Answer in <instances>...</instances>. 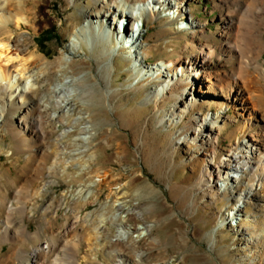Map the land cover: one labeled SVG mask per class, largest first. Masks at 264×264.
<instances>
[{
	"label": "rangeland",
	"instance_id": "374dc122",
	"mask_svg": "<svg viewBox=\"0 0 264 264\" xmlns=\"http://www.w3.org/2000/svg\"><path fill=\"white\" fill-rule=\"evenodd\" d=\"M102 2L12 0L0 7V20H10L1 24L0 40L4 38L10 50L0 58V66L20 84L15 92L13 82H6L0 106L10 111L14 101H21L32 110L25 120H40L44 132L38 139L24 129L0 125V264H33L37 259L33 249L42 252L40 264H114L116 228L105 221L115 197H122L125 208L120 215L131 229L130 236L142 225L152 229L136 244L137 252L143 253L140 261L132 252L122 257L138 260L134 264H264V165L241 170L238 190L253 185L251 196L237 200L232 188L204 196L198 184L207 158L194 153L191 135L178 145L174 142L180 129L199 113L208 117L205 125L217 117L224 126L215 163L241 146L252 145L247 136L255 134L264 120V26L253 33L250 54L255 57L248 67L239 56L231 64L225 55L213 58L221 73L233 70L245 82L240 95L195 90L185 99L186 110L162 121L173 99L147 103L145 98L157 83L144 79L141 72L155 70L161 62L190 61L201 43L222 42L219 0H186L178 11L166 6L171 0L158 4L160 9L154 3L155 17L152 10H143L142 31L138 39L130 40L148 52L141 68L134 66V56L124 49L126 41L116 40L117 34L109 43L85 42L101 29L100 21L86 16L94 17ZM136 2L128 0L125 11L138 13ZM116 9L103 17L104 30L115 32L119 26L116 17L112 21L113 14L121 15ZM101 12L105 16L106 8ZM188 23L194 25L192 31L185 28ZM74 30L80 31L84 42L67 54ZM201 30L204 36L198 33ZM239 30L229 37L239 35ZM39 36L51 38L38 46ZM104 49L115 52L103 55ZM181 71L176 69V80H187L188 73ZM65 78L73 80L75 96L70 105L40 111L41 106L56 103L54 87ZM223 103L227 108L220 107ZM19 116L20 111L8 114ZM235 175L229 174V183ZM80 189L91 192L86 201L76 195ZM105 205L109 207L101 223L99 214ZM49 221L53 225L45 228ZM42 239H57L54 250L47 252Z\"/></svg>",
	"mask_w": 264,
	"mask_h": 264
},
{
	"label": "bare ground",
	"instance_id": "6f19581e",
	"mask_svg": "<svg viewBox=\"0 0 264 264\" xmlns=\"http://www.w3.org/2000/svg\"><path fill=\"white\" fill-rule=\"evenodd\" d=\"M136 1V3L139 5V7H137L139 16H142L143 10L145 9L152 10L151 5H153L154 3H156L158 9H160V7H158V4L160 6H163L167 3V0ZM171 1L172 3L168 5L166 4V6H172L176 8L177 11L178 9H181L186 2V0ZM11 2L12 0H0V7L3 8L4 6H9ZM105 2L109 4H105ZM115 2L117 4L114 5L113 3ZM219 3L217 7H220L219 9L222 10L221 16L224 17V19H221L223 30L219 34V36L222 37V42H211L212 44L210 45H208L207 43H201L199 46V53L194 55L190 61L185 59L182 62H161V64L157 66V69L152 71L146 69V71L141 72L144 73V79L151 80L152 82L157 83L153 90L145 98V101L147 103L151 101L158 103V101L162 102L165 99H173V105L168 109V115L166 113L162 121H166L167 117H169L170 119H174V117H177L180 112L182 113L184 110H186L184 108L185 99L187 97L189 98L193 94V92H195V90L202 93H219L221 96H231L235 92L237 93V95H240V93H242L246 89L245 82L239 81L238 77L234 75L235 72H233V70L223 71V73H221L220 68H217L221 67L220 64L218 66H215L213 58L219 57L218 54H222L230 60V63L228 62L229 64H231L233 60L240 58L242 59V65H244L245 67H248L250 65V62L252 61L251 58L255 57V54H250L252 52L250 49V43L256 39L253 33L260 26H264V0H219ZM101 4L102 5L98 7L99 9L97 10V12L94 13V17H92V15L86 16L87 19L88 17L95 18L97 22H101V29L98 31L99 33L85 40V42L87 41L90 46H96L97 43H109L113 35H116L115 32H112L109 27L107 28V30H104L103 26V17L108 18L109 14L113 13L116 7L120 9L116 10L120 11L121 18H123L124 20H126L128 17H132L129 11H125L128 0H103ZM104 8H106V12H104L105 16H103L101 12ZM134 9L135 7L132 8V10ZM240 11H242V14L240 17H238V13ZM155 15V11L152 10L151 16L155 17ZM117 16H119V14H113V22H115V17ZM9 21L10 20H7L5 23H3V21L0 20V29L1 24H8ZM186 27L192 31L194 25L192 23H188L185 28ZM239 28L241 29L239 30V35H236L233 39H231L228 33H230V35L231 33H233V31L236 33ZM198 33L202 36L205 35V32L203 30L198 31ZM116 40L119 41L118 39ZM6 42L7 41L4 38L0 40V58L2 56H7V52L10 50L8 47L9 45ZM83 42L84 39L81 37L80 31L74 30V32L69 37L67 54H72L73 50L77 47H80ZM123 47L124 49H128V53L131 54L132 57L134 56L133 58L135 62H137L136 65L134 64V66L141 68V62L148 55V52L143 50V47L139 46L137 44V41H126L125 43H123ZM14 50H19L17 45L15 46ZM114 52L115 50L106 51L104 49L103 55H111ZM64 61L66 65L68 63L67 58H65ZM213 65L216 67L215 71H213ZM222 65L227 66L228 64L225 63ZM107 66L111 67L112 65L108 63ZM177 68H180L185 73H188L187 80H176L175 76H177ZM11 81L13 82L12 87L14 91L17 92V88H20L18 79L16 78V76H12L9 70L1 68L0 66V94L7 91L6 82L11 83ZM72 82L73 80L65 78L60 82V84H57L54 87L55 97L57 98L56 103L50 107L48 105L41 106L39 110L42 112H48V110L55 111L61 108L66 109L70 105V101L75 96V91L70 87V84ZM30 87L31 86H26V89L30 90ZM21 91V89H18L19 93H21ZM25 92L26 91L22 93ZM165 94H167V98L164 97ZM15 103L18 105L15 106ZM13 105L15 106V108ZM25 105L21 101H14L12 103L13 109H11L10 111H7L5 107L0 106L1 127L10 125L13 128H19L21 130L24 129L25 132L38 139L43 138L44 132L41 131L40 120L35 119V117L25 120L24 116L32 113V110L27 109ZM220 107L227 108V105L223 103ZM17 111H20L19 117H8V114L11 112L12 114L17 115ZM199 115V113L196 115V117L195 115H193V119L188 121V123L180 129L181 131H179L178 133L181 134H178L176 138H174V142L176 145H178L180 141H184V139L186 140L188 136L191 135L193 138L190 141V146H193V148L195 149L194 153L197 155L201 153L205 156V158H207V160L204 161V171L199 179L198 184L200 190L202 191V195L211 196L214 193L215 195H218V193H220L221 191H226L229 188H232L231 192H235V197H237V200H242L244 197L247 198L248 196H251V188L253 187V185H250V187L247 189L244 187L238 190L240 179L242 178V175L240 174L241 170H244L245 167H247V171H252L255 163L264 165V120H261L262 125L260 126L259 130L255 132V134L247 136L248 138H250L252 145H250L251 143L248 144V147H240L238 145V147H240L239 149H235V152L233 153H228L224 158H220V160L215 163V156L217 155V144L219 136L221 134L220 132L223 130L224 126L220 122H218L217 117L214 118L215 120L211 125L207 126L205 124L206 121H208V117L204 116L202 118V116ZM196 126L197 128H195ZM204 126L207 127L204 129ZM85 132L87 133L86 129ZM25 139L23 140L24 142L27 141V137ZM26 160L29 161V157H26ZM213 165L214 170L212 168ZM231 172L233 174H236L235 176L231 177L232 179H230V183L232 186H230V183L228 182L229 174ZM233 189L235 191H233ZM90 194V191H86L84 189L76 191V195L83 196V200L89 198ZM115 198L116 200L114 204L111 205V208L109 209V211L112 212L111 216L109 218H106L105 221L104 211L107 207H109V205H105L104 209L99 214V221L101 223H104V220L105 223L108 222L114 225L116 228L113 237L114 249L112 252L113 256L115 257L114 264H134L133 261H140L143 257L142 252H137L138 250H136V244L141 240H144L151 233L152 229L146 225H142L138 227V232L136 235L130 236L129 233L131 229L128 227L127 222L124 220L125 217H122L120 215V213L125 208L122 197ZM233 216L235 217L236 215L233 214ZM50 245H46L47 252H49L52 248ZM40 252L41 250L39 251V249H33V259L35 260L37 258L33 262V264H40L39 262L37 263V260L40 257L39 255L42 254V252ZM125 252L135 253L137 255L135 256L138 260L134 259L133 261H129L125 258H122L123 256H125Z\"/></svg>",
	"mask_w": 264,
	"mask_h": 264
},
{
	"label": "crops",
	"instance_id": "0c3cea01",
	"mask_svg": "<svg viewBox=\"0 0 264 264\" xmlns=\"http://www.w3.org/2000/svg\"><path fill=\"white\" fill-rule=\"evenodd\" d=\"M17 205V203L16 202H14L13 203V205L12 206H16ZM13 210V209H12ZM56 221V220H55ZM50 222V221H49ZM53 225V222H50V223H46L44 226H45V228H47V227H51ZM57 224L55 223V226H56ZM45 228H44V230H45ZM54 231V229L52 230V232ZM38 233L40 234V231H38ZM38 233H36L37 235H38ZM35 234V238L36 239H38V236ZM40 237V236H39ZM35 239V240H36ZM41 241H44L43 243H46V244H48V245H50L52 248H51V250H54V246L56 245V242L55 241H57V239H42ZM42 243V244H43ZM52 244H53V246H52Z\"/></svg>",
	"mask_w": 264,
	"mask_h": 264
},
{
	"label": "trees",
	"instance_id": "16d2710c",
	"mask_svg": "<svg viewBox=\"0 0 264 264\" xmlns=\"http://www.w3.org/2000/svg\"><path fill=\"white\" fill-rule=\"evenodd\" d=\"M46 33H47V32H46ZM48 36H49V35H48ZM50 38H51V37H43V36H39L38 39H37V40H39V41H38V46H42V45H44V43H45V42H48V41L50 40ZM53 38L56 39L55 36H53Z\"/></svg>",
	"mask_w": 264,
	"mask_h": 264
}]
</instances>
